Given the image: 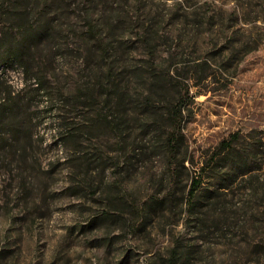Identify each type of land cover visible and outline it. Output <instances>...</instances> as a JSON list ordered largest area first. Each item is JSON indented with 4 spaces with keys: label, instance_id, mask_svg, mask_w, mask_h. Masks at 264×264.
<instances>
[{
    "label": "rangeland",
    "instance_id": "1",
    "mask_svg": "<svg viewBox=\"0 0 264 264\" xmlns=\"http://www.w3.org/2000/svg\"><path fill=\"white\" fill-rule=\"evenodd\" d=\"M0 264H264V0H0Z\"/></svg>",
    "mask_w": 264,
    "mask_h": 264
},
{
    "label": "trees",
    "instance_id": "2",
    "mask_svg": "<svg viewBox=\"0 0 264 264\" xmlns=\"http://www.w3.org/2000/svg\"><path fill=\"white\" fill-rule=\"evenodd\" d=\"M7 56L9 57V58H11L13 61H18V59H20V55L19 54H17V53H7ZM178 105H176L175 106V109H176V111H178V114L181 112V108H182V106H181V100H179L178 101ZM174 116H176V115H174ZM177 119V118H176ZM170 141H171V143L173 142L171 139H170ZM174 143V142H173ZM198 185H199V180H198V178H195L194 180H193V183H192V186L190 187V189H189V195L191 196V197H194V192H195V189L198 187Z\"/></svg>",
    "mask_w": 264,
    "mask_h": 264
},
{
    "label": "clouds",
    "instance_id": "3",
    "mask_svg": "<svg viewBox=\"0 0 264 264\" xmlns=\"http://www.w3.org/2000/svg\"><path fill=\"white\" fill-rule=\"evenodd\" d=\"M169 2H171V0H169Z\"/></svg>",
    "mask_w": 264,
    "mask_h": 264
}]
</instances>
